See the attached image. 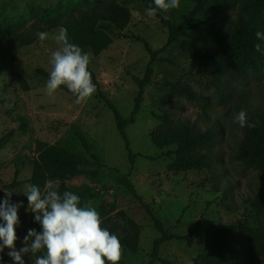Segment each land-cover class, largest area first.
<instances>
[{
    "label": "rangeland",
    "instance_id": "obj_1",
    "mask_svg": "<svg viewBox=\"0 0 264 264\" xmlns=\"http://www.w3.org/2000/svg\"><path fill=\"white\" fill-rule=\"evenodd\" d=\"M100 1L0 0V41L8 42L15 33L30 30L48 17L79 14ZM120 1L132 9L130 23L125 27L101 24L114 41L99 54L90 48L82 50L91 57L90 67L96 72L101 89L127 117L133 112L139 92L134 75L144 76L152 57L145 41L157 51L142 109L135 121L127 126L133 150L141 153L133 168L114 112L107 101L99 97V91L82 104H76L75 96L66 88L60 87L54 100L45 94L48 77L39 74L37 68L42 66L51 71V53L59 47L53 37L60 27L46 30V40L38 38L20 48L14 64L26 78L28 87L14 83L8 71H0V136L18 126L16 116L19 113L29 115L35 127L32 132L17 131L0 148V189L17 179L18 184L5 190L12 191L11 202H23L18 209L20 223L16 227V249L24 246L23 238L29 229L41 231L24 194L25 185L32 184L29 179L34 160L39 155V145L60 143L81 154L85 162H96L77 135V129H80L103 162L130 173L138 191L165 220L169 231L185 234L196 229L208 232L221 223L250 224L257 229L258 241L246 246L247 253L253 256L248 264H264V208L253 204L264 184V172L247 165V159L241 153L247 127L240 129L233 122L234 115L240 110L246 111L248 120L264 113V66L249 67L244 72L217 78L191 53L182 49L184 37L169 42L168 28L157 16L146 15L148 7L142 0ZM195 1L180 0V8L172 9L168 14L178 22ZM231 2L225 8L208 4L200 16L201 21L215 22L224 29L232 28L245 14V0ZM92 80L95 84L93 77ZM178 80L189 83L202 98L193 101L174 93L172 83ZM159 114L167 115L174 123L190 121L201 129H214V154L209 166L180 172L169 168V163L176 157L169 150L176 148V144L159 147L152 140V131L162 122ZM239 132H243V137ZM50 180L60 186L63 182L59 178ZM65 182L67 191L81 197L82 205L91 200L100 214L102 203L107 201L106 211L116 220L124 221L122 216L116 215L124 209L141 224L143 231L138 252L122 249L119 264H146L149 261L154 240L161 232L120 179H113L111 171L103 167L95 171L80 170ZM5 190L0 201L5 198ZM112 206L116 209L111 210ZM209 246L210 239L201 235L192 244L186 239L173 238L161 244L159 254L182 264H195V258L207 252ZM8 252V248L0 252V264H14ZM23 259L25 264H34L30 253ZM154 264L164 263L157 260Z\"/></svg>",
    "mask_w": 264,
    "mask_h": 264
},
{
    "label": "trees",
    "instance_id": "obj_2",
    "mask_svg": "<svg viewBox=\"0 0 264 264\" xmlns=\"http://www.w3.org/2000/svg\"><path fill=\"white\" fill-rule=\"evenodd\" d=\"M142 1L147 7L155 6L154 0ZM210 3L218 8H225L232 4L231 0H196L187 15L178 22L172 17L170 20H165L163 15L158 13L157 17L168 28L169 42L184 37L181 41L182 49L191 53L202 67L217 78L244 72L249 67L264 66V54L257 52L254 47L256 43H261L264 48V41H258L255 36L257 31L264 32V0H245V14H242L230 29H224L215 22L201 21V14ZM132 16V9L124 2L102 0L91 9L79 14L69 13L63 16L48 17L43 23L34 24L30 30L15 33L8 42L0 41V71H8L14 83L28 87L26 78L20 75L14 61L21 47L32 44L38 39L37 32L63 26L67 29L71 43L77 44L82 49L90 48L99 54L114 41V37L101 24L108 23L114 27H125L130 23ZM145 44L152 57L144 76L134 75L139 85V92L135 97V107L130 117L124 115L118 105L101 89L97 74L89 64L96 91H99V97L105 99L113 110L117 127L126 141L132 168L141 153L133 150L127 126L135 121L136 115L142 109L145 88L152 80L153 63L157 59V51L148 41H145ZM37 72L49 78L50 71L45 67H38ZM60 87L66 88L63 85ZM172 91L193 101L202 98L198 91L183 80L173 82ZM158 117L162 122L152 131L153 142L159 147L176 144V148L169 150L176 154L173 161L169 163L170 169L180 172L210 165L215 142L213 128L201 129L190 121L174 123L165 114H159ZM16 119L19 121L18 126L0 136V148L17 131H34L35 127L29 115L19 113ZM249 121H258V124L255 128H247L241 153L246 157L248 166L259 168L264 172V113ZM77 135L96 162H85L81 154L60 143H42L39 145V155L34 160L33 173L29 179L32 184L37 185L43 191L45 183L50 178H59L63 181L59 188L62 194L67 191L66 179L75 177L80 170L95 171L106 167L111 171V177L120 179L141 202L142 210L152 218L154 225L161 232L154 240L150 259L146 264H154L157 260L164 264H182L160 255L161 244L173 238L186 239L189 244H192L199 235L209 238L210 246L207 252L195 258V264H248L252 261L253 256L247 253L246 246L258 241L256 227L247 223L229 222L221 223L217 228L208 232H200L197 229L185 234L169 231L165 226V220L156 213L153 205L147 202L138 191L130 178V173L122 171L118 166L103 162L100 155L92 150L91 143L80 129H77ZM18 183L17 179L6 183L0 189V197L5 189ZM108 204L107 201L102 203L100 213L102 227L118 236L122 249H130L137 253L143 231L141 224L129 216L124 209L116 214L122 216L124 221L116 220L113 215L107 213ZM253 204L258 208H264V184ZM115 209L114 206L111 207V210ZM262 249L264 252V235Z\"/></svg>",
    "mask_w": 264,
    "mask_h": 264
},
{
    "label": "clouds",
    "instance_id": "obj_3",
    "mask_svg": "<svg viewBox=\"0 0 264 264\" xmlns=\"http://www.w3.org/2000/svg\"><path fill=\"white\" fill-rule=\"evenodd\" d=\"M154 7L146 9V15L155 18L158 13L170 20V10L180 8V0H154ZM40 41L48 38L47 32H37ZM258 41H264V32L257 31ZM53 39L59 45L51 53V71L46 81L45 94L55 99L60 86H65L74 96L75 103L87 102L96 92V86L89 71L91 57L77 44L71 43L67 29L61 26ZM257 52L264 54L261 43L254 45ZM233 122L240 129L255 128L258 121L250 122L247 113L240 110ZM243 137V132H239ZM60 185L47 181L42 191L37 185H25L28 209L34 213V220L41 231L29 229L23 238V247L16 249L19 225L18 209L23 202H11L12 191L5 190L0 201V252L9 249L8 255L14 264H25L23 256L31 254L34 264H119L122 245L118 236L102 227V219L92 201L86 203L71 191H59Z\"/></svg>",
    "mask_w": 264,
    "mask_h": 264
}]
</instances>
